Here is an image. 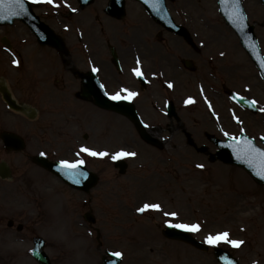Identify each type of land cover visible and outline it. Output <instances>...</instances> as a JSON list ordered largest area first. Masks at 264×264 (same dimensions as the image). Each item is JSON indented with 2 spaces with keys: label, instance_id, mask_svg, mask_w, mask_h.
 Segmentation results:
<instances>
[{
  "label": "rangeland",
  "instance_id": "1",
  "mask_svg": "<svg viewBox=\"0 0 264 264\" xmlns=\"http://www.w3.org/2000/svg\"><path fill=\"white\" fill-rule=\"evenodd\" d=\"M108 1L95 0L71 20H84L93 25V31L94 26H99V35L105 37L106 43H122L124 49L132 38L140 44L142 38L146 39L149 60L144 73L148 88L132 102L143 125L160 138L158 146L142 140L127 118L81 100L80 86L71 75L70 99L63 97L64 117L48 113L55 105L51 103H58L59 93L48 92L44 97L36 95L31 99L30 92L37 83L50 91L55 63L60 60L27 39L26 29L20 24L5 28L2 33L13 42L25 38L20 54L24 69L20 75L10 71L15 96L32 108L38 106L41 98L46 109H42L37 120L29 121L0 105V132L1 129L20 132L36 152L52 154L55 160L75 159L74 153L82 144L98 151L111 152L123 147L138 153L134 158L123 159L128 164L124 176L114 168L115 161L85 156L88 168L100 177L94 191L89 195L58 191L52 189L58 186L53 183L51 190L37 199L34 206L37 212L30 217L42 224L45 211L41 206H48L50 225L48 230L38 231L47 235L46 252L52 264H102L106 251L124 252L123 264H217L211 257L212 250L205 256L189 247L165 242L161 234L165 228L163 217L158 213L136 212L144 202H160L166 210L178 211L185 221L201 222L203 230L194 234L201 242L208 232L229 231L233 239L246 243L238 249L226 244L218 247L231 252L240 264L254 261L264 264V186L243 170L212 163L206 154L197 151L204 146L215 153L217 148L210 137L226 140L224 132L237 137L245 133L257 143L264 137V112L259 110L254 116L239 108L225 93L231 90L247 96L257 101L259 109L264 108V82L258 70L234 45L235 39L221 34L223 24L215 15L211 0L168 1L176 22L189 30L193 45L159 28L132 0H126L125 18L120 21L110 18L104 13ZM65 2L78 8L76 0H57L58 8L46 3L32 5L45 21L54 20L52 25L57 29L58 20L62 22L71 10ZM135 50L133 45L132 51ZM102 54L109 56L105 48ZM186 60L193 63V71L184 67ZM9 62L11 59L0 57V70L9 69ZM101 72V81L109 93L121 88L117 76L112 77L110 64L101 68ZM124 81L128 86L134 84L128 71ZM165 81L172 82L173 88L169 89ZM189 96L196 100L195 104L184 103ZM203 96L211 101L214 118ZM170 102L179 113L178 120L167 117L166 106ZM233 112L242 123L233 118ZM186 134L196 146L187 145ZM197 164H203L204 168H197ZM33 176L40 175L33 173ZM86 212L95 218L94 225L83 219ZM27 251L23 248L17 264H35L31 257L26 261Z\"/></svg>",
  "mask_w": 264,
  "mask_h": 264
},
{
  "label": "flooded vegetation",
  "instance_id": "2",
  "mask_svg": "<svg viewBox=\"0 0 264 264\" xmlns=\"http://www.w3.org/2000/svg\"><path fill=\"white\" fill-rule=\"evenodd\" d=\"M211 1L216 4V0ZM240 3L248 24L253 27V32L261 50H264V0H240ZM232 12L235 13V9L228 8L226 17H221L216 10L219 20L223 23L221 34L227 38L238 39L237 30L239 28L236 25H231L228 21L229 14ZM53 21L50 20L48 23L62 38L65 51L61 54L53 48L42 49L51 51L55 57L58 56L55 58L56 60L63 58V60L68 61V64L65 60L62 64L55 63L54 76L52 77L53 84L50 88V90L53 88L56 92H60L57 95V101L62 103L63 97L67 94V76L70 75V71L78 78L80 72L77 69L80 68L84 73L91 72L93 67L100 70L102 67L109 65V60L103 58L100 49L103 46L102 39L105 38L98 36L96 31L90 29L92 27H86L81 20L76 22L64 20L58 22V28L56 29L52 25H55ZM81 28L83 29L81 30ZM26 32L28 34L27 39L32 38L35 45L38 46L34 36L28 30ZM2 33L3 29L0 30V57L8 53L6 45H4L5 41H9L11 50L16 48L18 54H21L25 38H19L16 42H13L9 36H4ZM130 43L131 45L125 49L121 48L119 59L123 71L120 75H123L124 69L131 70L134 66H137V58L141 61V67L148 62V46L145 43V38L141 39V44L133 38ZM133 45L136 46L135 51H132ZM7 71L10 70H0V76L2 74L10 76ZM55 76L57 78L54 79ZM32 89L34 94L38 96L46 93L44 85L39 88L35 84ZM33 147L26 146L24 151L15 152L6 149L5 146H0V167L4 165L2 174L5 175L8 170L12 177L10 180H3L0 177V264H17L20 256V246L25 241L23 233L27 227L22 226L19 222L22 215L17 208L22 203L21 196L29 198L43 195L46 190H49V183L55 179L53 175L34 162L33 159L38 154L33 153V149H31ZM33 171H39V178H35L36 176L31 174Z\"/></svg>",
  "mask_w": 264,
  "mask_h": 264
},
{
  "label": "snow or ice",
  "instance_id": "3",
  "mask_svg": "<svg viewBox=\"0 0 264 264\" xmlns=\"http://www.w3.org/2000/svg\"><path fill=\"white\" fill-rule=\"evenodd\" d=\"M147 3L148 0H145ZM156 3H159V0H155ZM32 3H46L49 5H53L54 7H60V4L57 3V0H32ZM221 3L225 5L234 4L235 5V13L229 14V19L233 24L237 26L239 29H243L245 27L246 15L242 10L240 0H221ZM65 6L70 8L72 12H76L77 9L72 8L71 5L66 4ZM15 9V11H12ZM5 10L11 12V15L18 16L22 12L27 11L25 8V0H0V16L3 18H8L4 15ZM224 55V53H221ZM12 63L16 66L20 65L19 59H13ZM136 67L131 69L132 74L137 78L144 79L145 73L141 67V61L139 58L136 60ZM261 67L264 68V59L261 60ZM93 72H98L99 69L93 67ZM155 75V74H154ZM167 87L169 89L173 88V83L170 81H165ZM100 88L104 90V95L111 101L120 103V102H131L134 100L139 93L131 90L127 87H121L117 91L109 93L106 90V86L104 84H100ZM201 94L203 95L204 89H200ZM205 103H207L210 110H212V114L215 115V111L213 109L211 101L208 100L207 96H203ZM232 99L236 102L244 101L246 98L239 93H236L232 96ZM186 105L195 104L196 100L189 96L184 100ZM247 103L249 106L255 108L257 106V101L248 100ZM261 112H264V108L259 109ZM233 118L237 120L238 123H242L239 117L235 116L233 112ZM219 119V117H217ZM147 127V125H145ZM224 136L228 137L229 143L226 147L231 148L236 155L238 160H242L248 164L250 168L253 169L256 176L260 177V179L264 180V148L258 147L254 141L248 136H240L237 137L228 132H224ZM264 140V137L260 138ZM41 156L47 155V153L41 152ZM138 155L136 151L127 150L123 147L118 150L108 151V150H97L93 147L87 145H80L79 150L74 153L75 159H61L58 161L57 169L61 172L62 175L70 179L74 184L82 183L86 178L88 173L85 171V165L87 163L86 157L93 158H108L111 161H120L127 158H134ZM197 168H204L203 164H197ZM136 212L138 213H158L163 217V224L167 228L176 229L186 233H200L203 230L204 225L199 221L188 222L181 218V214L175 210H166L164 205L160 202H144L141 206L136 208ZM203 242L210 247H218L222 244L230 245L232 248H240L246 242L242 239H233L229 231H218V232H208L204 236ZM34 255H39V252L36 248L31 249ZM124 252L122 251H113L109 254V264H117V260L121 262L124 258ZM115 258V259H112ZM221 259L226 260L227 264H235L234 261L229 260L228 257H221ZM253 264H258V262H253Z\"/></svg>",
  "mask_w": 264,
  "mask_h": 264
},
{
  "label": "water",
  "instance_id": "4",
  "mask_svg": "<svg viewBox=\"0 0 264 264\" xmlns=\"http://www.w3.org/2000/svg\"><path fill=\"white\" fill-rule=\"evenodd\" d=\"M82 1V7H86L89 4L93 2V0H80ZM144 4L146 7L147 11L149 14L153 17V19L163 25L167 30L172 31L178 35L188 37V34L186 30L183 27L175 25L173 22L172 17L170 16L165 0H159V3H156L155 0H148L146 3L145 0H139ZM219 5L221 8V12H223V7L224 4L221 3V0H219ZM25 8L27 11L22 12L18 16H13L11 15V12L8 10H5L4 15L7 16L8 18H3V16H0V25H6V24H12L14 20H20L23 21L24 23L29 24L30 26H38L40 32H39V39L43 38V44L47 45H58L55 42H52L53 39H51V34L49 32V29L45 27L44 25L39 23V20L34 16L30 4L25 0ZM12 11H15V9H12ZM110 14H114L117 16H122L123 15V1L121 0H111L110 7L107 10ZM246 43L245 45L249 49V53L253 60L257 63L261 74L264 78V68L261 67V60L263 59L255 42L252 41V38H246L243 39V43ZM55 43V44H53ZM255 45H254V44ZM87 88V92H84L83 97L89 98L93 96L95 98L96 104L104 109H109L113 110L116 112H119L121 114L126 115L129 117L131 120H133L135 123L138 124L139 122V117L135 111V108L132 104L128 102H120L116 103L111 100H109L105 95L103 90L100 88V84L98 83L97 80H92L91 82H87L85 84ZM234 94H231L233 96ZM5 100L7 101L8 105L10 108L14 110H19L22 111V108L18 107L15 102L11 99L9 95H5ZM248 100H244L241 102H237L243 107L251 110L252 112L256 113L257 109L249 106L247 103ZM170 115H174V108L171 106L169 108ZM142 136L144 139L149 141L150 143H155L154 140L149 137L143 130H141ZM244 136V135H242ZM1 138L3 142L5 143L6 146H24L23 141L12 134L8 133H3L1 135ZM212 141L219 147V151L217 152L216 156H211V160H221L222 162L226 164H232L239 166L243 169H245L257 182L264 184V180L260 179V177L256 176L253 169L248 166V164L242 160H238L236 158V155L234 154L233 150L231 148L226 147V145L229 143V140L227 142H221L218 139H212ZM264 143V141H263ZM47 168L53 170L57 175L61 176L68 184L75 188L79 189H85L88 190L92 186H94L97 182V177L92 174L88 173L85 169V171L88 173L87 178L80 184H74L70 179L65 177L64 175L61 174L60 171L57 169V164H46L44 163ZM116 167L120 168V172L124 173L126 169V164L124 162H118L116 163ZM164 235L173 240H180L186 243H189L191 245H194L197 248L204 249V246L200 243H198L190 233L182 232L176 229L172 228H167L164 231ZM39 255H34L35 259L40 263V264H49L48 258L46 257L45 254L42 252V247L38 248ZM215 256L218 259L219 262L222 264H227L226 260L221 259V257H228L229 260H232L235 262V264H238L237 260L233 259L228 253L216 249L215 250ZM115 259V258H114ZM104 264H109V261L105 260ZM117 264H120V261L117 260Z\"/></svg>",
  "mask_w": 264,
  "mask_h": 264
},
{
  "label": "bare ground",
  "instance_id": "5",
  "mask_svg": "<svg viewBox=\"0 0 264 264\" xmlns=\"http://www.w3.org/2000/svg\"><path fill=\"white\" fill-rule=\"evenodd\" d=\"M149 133H150L152 136H154V137H156V138H158V139L160 140V138H159L155 133H152V132H150V131H149Z\"/></svg>",
  "mask_w": 264,
  "mask_h": 264
}]
</instances>
